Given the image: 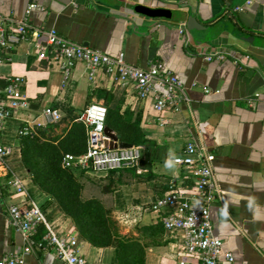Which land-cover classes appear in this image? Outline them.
I'll return each mask as SVG.
<instances>
[{"label":"crops","instance_id":"0c3cea01","mask_svg":"<svg viewBox=\"0 0 264 264\" xmlns=\"http://www.w3.org/2000/svg\"><path fill=\"white\" fill-rule=\"evenodd\" d=\"M29 4L36 6L28 9ZM0 13L14 19L28 15L35 28L54 29L112 56L123 53L127 62L142 68L159 61L181 80L189 98L178 110L168 109L163 114L168 122L161 124L151 97L137 99L105 72L91 73L79 62L66 73L39 59L37 45L44 43L43 36L21 43L9 55L6 51L0 80L22 76L29 107L17 109L2 132L9 174L22 180L24 191L14 194L0 171V259L23 246L21 234L9 223L8 205L34 203L46 214L36 237L49 227L70 231L86 264H120V250L83 239L57 202L35 185L27 167L29 138H35V149L86 152L91 139L81 117L91 102L103 103L98 93L104 89L120 98L127 128H138L146 142L136 145L140 157L133 166L89 174L114 183L107 195L112 213L123 218L120 234L129 229L132 217L136 229L162 233L163 243L146 247L144 264H188L180 241L164 236L151 211L152 203L183 178L172 158L188 142L208 151L227 196L224 207L214 203L210 210L222 249L232 253L233 264H264V0H0ZM218 50L227 52L223 59H204ZM46 108L55 110L57 118H41ZM24 125L35 128L28 139L18 134ZM23 264L67 263L39 250Z\"/></svg>","mask_w":264,"mask_h":264},{"label":"built area","instance_id":"2783aa9c","mask_svg":"<svg viewBox=\"0 0 264 264\" xmlns=\"http://www.w3.org/2000/svg\"><path fill=\"white\" fill-rule=\"evenodd\" d=\"M35 6L29 4L28 9ZM235 9L242 10L243 7L237 6ZM40 36L44 37V43L37 45L39 59L56 64L66 73L79 62L86 64L91 73L96 70L105 72L137 99L151 97L161 124L168 122V118L163 116L168 109L176 111L180 103L189 100L181 80L161 62L151 63L146 68L136 66L127 62L123 53L112 56L64 38L54 29L35 28L28 15L14 19L0 13V62L6 51L9 55L21 43H32ZM226 54L218 50L205 54L204 59H223ZM22 83L20 75L0 80V171L8 177L5 183L14 194L24 191V185L18 177L9 174L5 162L9 149L1 139L7 119L17 109L29 107L28 98L21 90ZM261 97L264 99V95ZM106 115L107 110L102 102L93 101L85 108L81 119L89 128L90 145L82 154L64 153L60 163L62 168L93 173L134 165L140 157L138 146H105V141L109 140L104 133ZM40 116L51 121L57 118V112L46 108ZM34 130L33 126L24 125L19 128L18 134L29 136ZM172 161L182 168L184 176L174 188L165 191L151 205L155 219L162 225L164 236L180 241V251L188 264H233L232 253L222 249V241L213 232L211 205L217 203L224 207L227 196L218 183L210 154L204 147L188 142ZM7 215L9 223L21 234L23 246L19 252L2 257L0 264H23L27 255L39 250L51 251L57 260L67 264H86L72 232L58 233L49 227L36 237L37 227L46 222L45 212L36 204H9Z\"/></svg>","mask_w":264,"mask_h":264},{"label":"trees","instance_id":"16d2710c","mask_svg":"<svg viewBox=\"0 0 264 264\" xmlns=\"http://www.w3.org/2000/svg\"><path fill=\"white\" fill-rule=\"evenodd\" d=\"M98 97L103 99V104L105 105L107 110L105 127L111 129V131L117 135L118 141L125 142L133 146L140 145L141 143L146 142V140L141 138L138 128H130L128 132L130 131L132 135L127 136L124 134L125 137L123 136V131H121V129L128 127V118L120 115L121 100L116 94L112 93L111 91L102 89L99 91ZM28 137L29 136H24L23 139H28ZM25 143V145L29 148V150L27 151V158L29 161L27 167H29V169L33 173L34 170L32 166L34 164V159H32V157L29 155V152L32 149H35L36 144L34 142V138H29L28 142ZM38 148L37 149L40 154L39 157H43L48 160V164L52 166L51 176L56 177V175L62 174L63 170H61L59 167V165H61V156L59 154H56L53 157L48 156L51 150L49 151L46 147ZM36 150H32V152H35ZM125 168L111 169L108 171L109 173H113ZM68 177L70 178H68L70 181V185L65 187L64 184L62 188L64 190L62 198H57L55 200L58 207L63 213L68 215L73 220L80 236L83 239L96 246L117 247L120 250V264H125L124 262L127 261L126 254H129V251L131 252V250L126 240H120L119 242H116L112 239V237H114V234L111 233L108 225L109 223H107H111L112 221L110 219L112 213V207L111 205H109L110 202L108 203V207H106L103 201L96 198L88 199L86 201L79 200L78 186L76 183H74L70 175H68ZM72 186H74V190L71 193L70 188H72ZM107 193H111V189L107 192L103 191L101 195ZM72 197L75 200L74 203L72 202Z\"/></svg>","mask_w":264,"mask_h":264},{"label":"rangeland","instance_id":"374dc122","mask_svg":"<svg viewBox=\"0 0 264 264\" xmlns=\"http://www.w3.org/2000/svg\"><path fill=\"white\" fill-rule=\"evenodd\" d=\"M130 128H123L121 131H123V136L125 135L129 136L132 135L130 131L128 132ZM127 131V132H126ZM125 134V135H124ZM35 139V138H34ZM36 150V149H32ZM32 150L29 152V155L34 159L33 164V177L35 185L43 192H45L51 200H56L57 198H62L64 190L63 185L65 184V187L70 185L69 177L71 176L74 183L77 184L78 190H79V200L86 201L88 199L96 198L101 201H103L104 205L108 207V203L110 202V197H108V193L101 196V193L103 191L107 192L110 191L112 185L114 183H109L108 180L100 181L96 177L91 176V174H87L86 172L75 169V170H69L64 169L59 165L60 169L63 170L62 174L56 175V177H52V171H51V165L48 164V160L45 158H40V154L38 152V149L35 152H32ZM63 150H51L48 156H54L56 154H59L60 156L63 154ZM69 178V179H68ZM69 183V184H68ZM70 188V192L72 193L74 188ZM103 190V191H102ZM101 196V198H99ZM78 199V197H77ZM65 201V200H64ZM72 202L74 203L75 200L72 197ZM110 205V203H109ZM134 215V214H131ZM112 221L107 222L109 223V228L111 230V233L114 234V237L112 239L116 242H119L120 240H126L130 246L129 254H126V260L125 264H144L143 261V253L145 252L146 247L149 245L155 244V243H163L164 239L162 236V233H160V230L157 232H150L147 231H141L136 229L137 227L133 225V217L129 219V229L125 230V234H120L119 225L121 224L120 221H123V218L117 219L116 215L111 213ZM135 227V230H134ZM136 232V234H134ZM118 235V236H117ZM141 240V242L139 241ZM131 260V261H128Z\"/></svg>","mask_w":264,"mask_h":264},{"label":"water","instance_id":"95a60500","mask_svg":"<svg viewBox=\"0 0 264 264\" xmlns=\"http://www.w3.org/2000/svg\"><path fill=\"white\" fill-rule=\"evenodd\" d=\"M104 133L107 135L109 140L105 141V146L109 148H127L130 147V144H127L125 142L118 141V137L116 134H114L111 129L105 127Z\"/></svg>","mask_w":264,"mask_h":264}]
</instances>
